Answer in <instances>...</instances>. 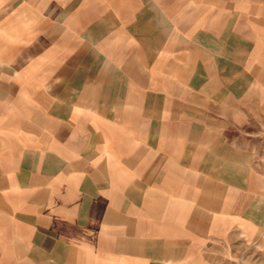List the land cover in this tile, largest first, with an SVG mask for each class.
Here are the masks:
<instances>
[{"label":"crops","instance_id":"obj_1","mask_svg":"<svg viewBox=\"0 0 264 264\" xmlns=\"http://www.w3.org/2000/svg\"><path fill=\"white\" fill-rule=\"evenodd\" d=\"M264 0H0V264H217L264 235Z\"/></svg>","mask_w":264,"mask_h":264},{"label":"rangeland","instance_id":"obj_2","mask_svg":"<svg viewBox=\"0 0 264 264\" xmlns=\"http://www.w3.org/2000/svg\"><path fill=\"white\" fill-rule=\"evenodd\" d=\"M257 162L261 168H264V142L260 144ZM230 249L228 248L225 254L218 255L217 264H264V235L259 245L248 248L245 243L237 247L236 255H231Z\"/></svg>","mask_w":264,"mask_h":264}]
</instances>
